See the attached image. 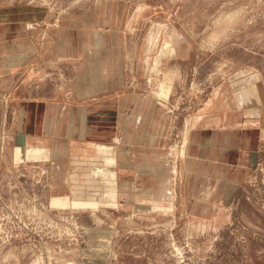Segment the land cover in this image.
<instances>
[{"label": "rangeland", "instance_id": "rangeland-1", "mask_svg": "<svg viewBox=\"0 0 264 264\" xmlns=\"http://www.w3.org/2000/svg\"><path fill=\"white\" fill-rule=\"evenodd\" d=\"M0 264H264V0H0Z\"/></svg>", "mask_w": 264, "mask_h": 264}]
</instances>
